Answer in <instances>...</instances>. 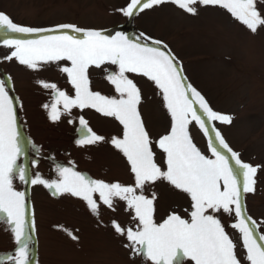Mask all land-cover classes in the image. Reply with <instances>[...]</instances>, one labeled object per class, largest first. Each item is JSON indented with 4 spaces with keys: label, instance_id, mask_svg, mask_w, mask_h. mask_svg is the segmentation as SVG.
I'll return each instance as SVG.
<instances>
[{
    "label": "snow or ice",
    "instance_id": "snow-or-ice-1",
    "mask_svg": "<svg viewBox=\"0 0 264 264\" xmlns=\"http://www.w3.org/2000/svg\"><path fill=\"white\" fill-rule=\"evenodd\" d=\"M166 2L193 15L196 14L193 5L197 2L219 5L253 33L264 26V14L257 9L256 0H130L118 11L134 18L145 9ZM0 29L23 37L39 36L37 39L6 37L3 46L11 50L4 58L8 61L15 58L20 65L34 71L49 62H70V66L57 65L66 74L70 91L59 89L55 83H43L44 88L53 92V102L43 105L49 118L57 122L62 116L72 117L67 122H78L77 146L111 144L126 158L134 175L132 185H123L93 179L74 167L58 164L56 179H45L40 174L29 177L26 168L17 164L22 153V134L15 98L10 95L11 77L0 76V213L12 225L17 245L15 253L0 260V264H30L26 193L14 187L17 177L24 184L44 186L54 195L67 193L81 198L97 217L98 201L109 208L117 198L126 202L135 226L122 227L113 221V227L117 235L128 241L125 247L131 249L133 259L139 255L151 264H184L185 257L194 264H242V260L246 264H264V234L257 237L258 225L247 214L245 199V194L256 191V174L264 166L242 162L240 154L228 145L223 135L214 126L209 127L212 121L230 124L232 117L210 107L188 82L182 65L166 44L145 33L129 37L123 32L105 34L72 24L52 28L24 26L3 12H0ZM102 66L114 67L108 71ZM90 67L105 73L106 80L114 86L113 95L93 90ZM129 74L152 81L170 114L166 132L155 141L141 115V89ZM74 109L78 111L73 116ZM86 109L114 118L122 126L120 133L108 138L97 134L83 115ZM190 126H198L207 137L206 151L193 142ZM153 143L164 157L162 163L157 161ZM32 146L39 154V148ZM33 163L38 165L39 160ZM157 182H166L190 197L183 215L173 209L166 218L156 219L157 193L151 192L150 196L145 193ZM225 215L235 221L230 226L242 236V248L246 252L240 258L237 244L221 222ZM69 235L73 240L78 239L71 232Z\"/></svg>",
    "mask_w": 264,
    "mask_h": 264
},
{
    "label": "rangeland",
    "instance_id": "rangeland-1",
    "mask_svg": "<svg viewBox=\"0 0 264 264\" xmlns=\"http://www.w3.org/2000/svg\"><path fill=\"white\" fill-rule=\"evenodd\" d=\"M130 0H0V12L24 26L52 28L72 24L81 29L111 32L127 24L129 18L118 9ZM257 9L264 14V0H256ZM196 14H189L177 5L166 2L135 16L133 33H145L160 40L177 57L183 73L208 101L210 107L232 117L230 124L212 121L228 145L240 154L242 162L264 166V26L253 33L242 22L219 5H193ZM0 31H7L0 29ZM11 50L0 39V76L11 77L10 95L15 98L18 125L21 132L22 153L17 164L26 168L29 177L40 174L56 179V166L74 167L93 179L132 185L134 175L123 155L109 143L80 147L75 144L79 134L78 122L69 124L62 116L53 122L43 107L53 102L51 89L43 83H55L61 90L70 91L71 85L57 65L70 62H49L34 71L20 65L13 58L4 59ZM106 67L108 71L114 66ZM141 89V115L150 136L155 141L166 132L170 114L162 105V98L154 83L146 77L129 74ZM93 90L113 95L114 86L100 69H89ZM78 110H73V116ZM89 126L106 138L120 133L121 125L111 117H104L93 109L84 110ZM193 142L206 151L207 137L198 126H190ZM39 148L37 154L36 148ZM158 163L163 155L153 143ZM207 154V153H206ZM39 160V164H34ZM163 166V165H162ZM18 191L26 193L27 219L31 239L30 264H151L131 249L124 237L114 231L113 221L122 227L135 226L131 210L118 198L109 208L98 201L99 217L94 215L81 198L70 194H53L41 185L24 184L18 177L13 181ZM256 191L245 194L246 212L258 225V236L264 234V167L256 174ZM157 193L156 219L166 218L175 209L183 215L190 197L171 186L157 182L146 195ZM0 213V260L14 254L17 248L12 225ZM34 221L35 227H32ZM221 222L237 244L238 258L246 252L242 236L231 228L234 223L225 215ZM71 232L77 236L73 240ZM10 264V262H7ZM184 264H194L184 258ZM242 264H246L242 260Z\"/></svg>",
    "mask_w": 264,
    "mask_h": 264
},
{
    "label": "water",
    "instance_id": "water-1",
    "mask_svg": "<svg viewBox=\"0 0 264 264\" xmlns=\"http://www.w3.org/2000/svg\"><path fill=\"white\" fill-rule=\"evenodd\" d=\"M135 18V17H134ZM134 18H129L127 24H125L124 26H121L120 28H117L115 29L114 31H111L109 33L111 34H115L116 32H123L125 35L126 33L129 31L130 33H133V21H134ZM63 31H66V30H63ZM109 33H105V34H109ZM51 34H59V33H44V35H51ZM6 37H20V38H32V39H37L39 38L38 35L36 34H33L32 36L30 37H23L22 34H17V33H11V32H8V31H0V39H2L4 41V39ZM209 127H212L211 125V122H209ZM214 135V133H213ZM257 237H258V234H257Z\"/></svg>",
    "mask_w": 264,
    "mask_h": 264
}]
</instances>
